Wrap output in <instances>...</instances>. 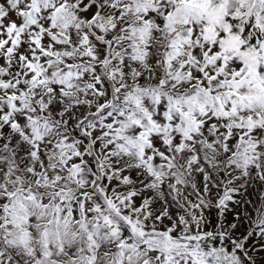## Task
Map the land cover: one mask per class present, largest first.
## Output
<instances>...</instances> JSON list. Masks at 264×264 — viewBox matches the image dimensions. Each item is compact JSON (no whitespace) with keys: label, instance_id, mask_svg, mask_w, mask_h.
<instances>
[{"label":"snow or ice","instance_id":"snow-or-ice-1","mask_svg":"<svg viewBox=\"0 0 264 264\" xmlns=\"http://www.w3.org/2000/svg\"><path fill=\"white\" fill-rule=\"evenodd\" d=\"M0 264H264V0H0Z\"/></svg>","mask_w":264,"mask_h":264}]
</instances>
